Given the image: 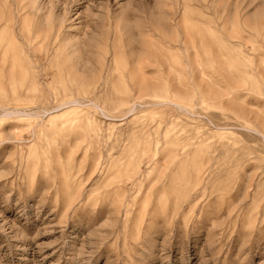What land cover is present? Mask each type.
Returning a JSON list of instances; mask_svg holds the SVG:
<instances>
[{"label": "rangeland", "instance_id": "rangeland-1", "mask_svg": "<svg viewBox=\"0 0 264 264\" xmlns=\"http://www.w3.org/2000/svg\"><path fill=\"white\" fill-rule=\"evenodd\" d=\"M0 40V264H264V0H0Z\"/></svg>", "mask_w": 264, "mask_h": 264}, {"label": "bare ground", "instance_id": "bare-ground-1", "mask_svg": "<svg viewBox=\"0 0 264 264\" xmlns=\"http://www.w3.org/2000/svg\"><path fill=\"white\" fill-rule=\"evenodd\" d=\"M20 32H21V30H20ZM57 33V32H56ZM15 34V33H14ZM14 34H13V32H11V40L9 39V41H8V43H17V37L15 38V36H14ZM20 34V33H19ZM54 34V33H53ZM54 35H56V34H54ZM20 37H22L23 38V36L20 34ZM54 38H57V37H54ZM29 39V38H28ZM46 39V38H45ZM50 39V38H49ZM53 39V38H52ZM1 41V40H0ZM52 41V40H51ZM2 42V41H1ZM34 42V41H33ZM54 42V41H53ZM52 42V43H53ZM32 43V42H31ZM12 50V49H11ZM10 50V51H11ZM16 59V58H15ZM12 65H11V67L13 66V65H15L16 64V62H17V59H16V61L14 60V59H12ZM15 67H16V65H15ZM12 69V68H11ZM13 70V69H12Z\"/></svg>", "mask_w": 264, "mask_h": 264}]
</instances>
